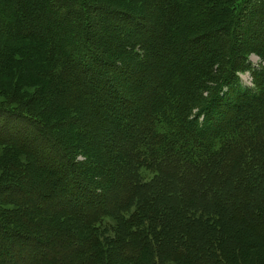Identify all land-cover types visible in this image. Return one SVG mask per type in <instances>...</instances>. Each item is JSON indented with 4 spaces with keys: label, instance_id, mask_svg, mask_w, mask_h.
Here are the masks:
<instances>
[{
    "label": "trees",
    "instance_id": "trees-1",
    "mask_svg": "<svg viewBox=\"0 0 264 264\" xmlns=\"http://www.w3.org/2000/svg\"><path fill=\"white\" fill-rule=\"evenodd\" d=\"M104 1L99 5L112 0ZM113 1L128 3L122 6L129 12L143 13L139 21L128 13H102L113 23L125 22L128 28L140 30L139 38L123 44L107 39L98 42L97 36H88L84 31L88 24L81 26L80 22V14L86 15L87 0H0V64L9 69L16 57L13 51L20 45L34 48L37 58L31 63L46 80L44 95L52 97L48 102L66 106L62 112L71 117L88 119V127L68 134V141L76 142L75 147L87 155L96 143L102 146L88 171L109 183L104 194L96 193L101 199L97 207L87 200L83 209L52 202V193L64 189L67 181L64 165L59 171L61 184H53L51 175L58 166L48 164V168L41 161L34 132L19 142L0 139L4 147L0 149L2 178L10 177L27 188L16 204L4 203L22 206V212L0 206V217L6 223H22L26 231L45 240L40 245L45 258L39 261L40 254L33 252L35 239L28 245L25 239L16 240L23 241L16 255L11 242L15 236L6 232L15 264H153V258L159 257L174 264H243L242 252L264 251V69L255 72L246 65L251 53L264 59V45L254 44L246 55L239 46L234 54L233 46L248 14L264 18L260 13L264 0ZM79 5L84 10L76 15L73 11ZM42 11L52 12L56 21ZM141 17L151 28H159L158 33L147 35ZM63 19L70 23L62 24ZM259 27L264 32L261 23L255 36H259ZM93 46L108 50L125 64L138 61V73L126 70L123 74L134 77L131 95L122 98L116 93L115 97L102 70L92 71L95 81H91L102 84L104 91L85 82L74 62L80 59L79 53L93 68ZM157 52L166 62L155 59ZM98 66H103L100 61ZM109 67L108 75L113 78V70L118 68ZM149 68L156 83L146 78ZM243 72L250 74L253 84L246 90L236 79ZM10 92L11 98L16 97L17 91ZM106 95L116 101V110H125L123 118L111 119L100 112L99 103ZM232 98L242 99L246 106L238 109L234 100L229 101ZM135 104L141 108L135 109ZM232 106L237 110L226 114ZM220 117L224 119L218 122ZM109 127L115 139L111 144L101 142L110 135ZM36 136L41 139L40 131ZM104 218L116 220L111 238L100 236ZM55 221H63V225H55ZM212 238L220 245L221 257L211 248ZM22 248L35 261L20 259Z\"/></svg>",
    "mask_w": 264,
    "mask_h": 264
},
{
    "label": "rangeland",
    "instance_id": "rangeland-1",
    "mask_svg": "<svg viewBox=\"0 0 264 264\" xmlns=\"http://www.w3.org/2000/svg\"><path fill=\"white\" fill-rule=\"evenodd\" d=\"M99 2L104 3L106 1L87 0L86 3L89 4L88 6H90L89 7L90 9L88 8V6L86 8L84 5V8L86 9L85 10L86 15L84 14L82 15L79 13V10L81 9L84 10V8L80 7V5H79L80 8L79 7L78 9L74 8L73 11L74 14L81 15L80 18L81 26H83L82 25L83 23H85V25L88 24L84 30L88 36H92L93 38L97 36L99 38L98 42L102 41L103 39H107L116 43H119V41H121L123 44H125L130 39L134 40L136 38H139L140 35L138 31L140 30L135 28L132 29L128 28L125 25L127 24L125 22L123 23L121 21L120 22L116 21L117 24L113 23V21H111L109 18H105V16L102 13L105 11L128 13L134 15L135 20L139 21L140 19L138 18L140 17L139 15L141 16L143 15L142 12H140L139 10H137L136 14L134 12H129L128 10H126L127 8L122 6V4L123 5L124 4L129 5V4L123 1L117 2L112 0L111 2H109L110 4H105L104 6L99 5ZM42 13L43 15L46 16L48 14L52 15L53 19L56 21L52 12H49L47 14L45 11H42ZM260 13L263 14L264 9H261ZM250 15L251 14H248L245 20L241 22V24L239 25L240 31L237 36L235 35V42L233 46L234 54L236 47L238 46H239L238 49L239 50L241 49L244 52L242 55H246L248 54L245 53L246 50H250L251 47L254 46V44L262 43L264 45L263 43L264 32H262L261 27H259V32H258L259 36H255V33H257L256 27H258L259 24L264 23V18L258 17L256 13L255 14L253 13V15L251 16ZM144 17H141L142 21L140 22L142 25H144V29H145L144 31L147 32L146 34L151 35L158 33L156 31H159V28H151L150 23L143 21ZM62 22H63L62 24L64 23L69 24L70 20L63 19ZM81 26L79 28H81ZM78 31H80V29ZM167 38L171 39L170 35ZM92 50L95 56V58L93 59L94 62L93 68H91V66L87 62L83 61V58L79 53L78 56L80 59L75 60L74 58L75 62L73 61L75 63L74 66L76 67V69L79 70L85 82L95 90H99L98 86H100L101 89L103 90L102 84L98 85L97 81L96 82L91 81L94 80L95 78V75H93L92 71L102 70V72H105L107 74L109 86L111 87L113 94H115V97H117L116 93H118V95H122V98H124L123 96L131 95L132 93L131 91L133 90V84H134V81H132V79L134 77L133 75L123 76V74L124 71L126 70L127 71L129 70L133 73H138V67L136 68V65H138V61L132 59L126 61L127 64H125L124 61H122L121 59H120L121 61H118L119 58L114 59L113 56H111L108 53V50H101L99 48L96 49L95 46H93ZM13 52L16 55V57L13 58L14 62L10 65L9 69H6L3 66V64H0V139H6L11 142H19L22 138L29 137L30 134L34 132L35 140L40 144L38 150L42 155L41 161L47 165L51 164V166L53 167L58 166L56 172L54 171L52 175L49 174L51 175V180L53 184L57 183L59 185L61 184V180H63V178H59L60 177L59 171L61 165H64V168H66V172H67L66 174L68 175L65 177L67 181L66 184L64 183L63 185L64 189L60 188L59 191L57 190L52 193L53 196L50 197L53 199L52 202L54 201L61 203L66 202L67 206L73 209H78V208H82L83 202L87 200L91 204L92 203L94 204L96 202L97 204L95 207H97L99 205L98 201L101 200L97 196V194L98 195L104 194V190H106L109 183L101 181L98 176L90 175L88 168L89 165L92 163V159L96 158L95 155L97 154L101 155L103 148L102 146L100 147L95 142V140L89 138V142L96 143L95 144L96 146L89 153V155H87L86 152L83 151L81 147H75L76 142H71L68 141L67 139L69 138L68 134H70L71 136V134L74 135L76 131L83 129L84 127L87 128L88 125L86 123L88 122V119L86 120L85 116H82L81 118L80 116L71 117L70 114L62 112L66 106H62L60 108L58 103L55 105L53 102L50 101L48 102V100L52 99V97L49 98L46 95H44V92H46V87H45L47 84L46 80L38 76L39 74H37L34 71V65H32L31 63V60L34 61L37 58L36 52L34 48H32V46L20 45L19 49ZM129 57L132 58V55L130 54ZM97 59L102 63L103 66L101 67L98 66L99 61L97 62ZM155 59L159 63L164 61L166 62L165 58L158 52ZM110 64L115 65L116 68H118V70H113V72L117 75V78H114L115 74L113 78L111 75H108L109 73L107 71L112 70L109 67L111 66ZM119 64L125 65V68L124 67L120 68ZM141 64L142 66H144L145 65L144 61ZM247 64L250 65L251 69H253L255 72H261L262 69H264V59H261L258 55L254 53H251L250 55L247 56L246 65ZM147 74L148 76L146 78L149 79L148 80L149 83H156L154 80L150 78V76H153V72L151 68L146 69V75ZM236 79L240 88H244L246 90L248 88L253 87L251 76L248 72L238 73L236 75ZM109 86L106 87L107 91H110ZM115 89H117L119 92L115 91ZM11 90H14V92L17 91L16 97L13 98L10 97ZM89 100L95 101V98L91 97L89 98ZM102 100L103 102L99 103L101 113H103L104 115H106L108 118L111 119L113 118L121 119V117L122 118L124 117L122 113L125 110H121V111L116 110V108H114L113 106L116 104V101H113L112 97L106 95V97H102ZM233 100L235 102V106L236 105L238 106V109L239 108L243 109L246 106L245 104L246 102L243 101L242 99H236L237 100L236 101L234 98H232L229 101L231 102ZM251 103L254 105V107L259 106L257 105L258 104L257 102L255 103L251 102ZM133 106L134 105H132L131 109L133 108ZM235 106L226 109L225 113L227 114L234 111L236 109L234 108ZM140 108L141 107L138 104H135V109H140ZM2 112H6L7 114L4 115ZM12 115L14 116L15 119L14 118L8 119L6 117ZM257 115L259 114L257 113ZM259 116H256V118ZM19 118H24L26 121L30 122V124L31 122L33 124L29 125L27 123H19L18 120ZM69 118H72V120L75 119V121L71 122L69 121ZM77 118L81 119V121L79 122ZM222 118L224 119V117H220V119H217V121L219 122L220 120H222ZM100 129H101L100 127H97V130ZM37 131H40L41 139L37 138L36 136ZM113 133H114L113 129L110 128V135L106 134L104 139L101 138V142L103 143L106 142L111 144L113 141H115ZM122 133L124 135L127 134L125 128H123ZM124 138H126V136ZM2 146L3 145L0 144V149L4 148ZM36 146L37 145H34V147ZM21 160L26 161V158H22ZM47 167L49 168L50 166L48 165ZM85 168H86V173L83 172V169ZM141 176L147 177V175L143 173L141 174ZM37 180L38 179L36 178L33 179L34 182H38ZM70 183L71 184L74 183V185L70 186ZM75 184L77 186H75ZM26 190L27 188H24L20 183L13 180L12 178L6 176L5 178H2L0 173V206H3V208L7 210L12 209L17 211L18 213L22 212V206L16 208L15 206H8L5 205L4 203L12 202L16 204L21 194L27 193ZM226 192L230 193V190H227ZM38 201L39 204H41V201L39 199H36L37 204ZM74 220L76 219L74 218L73 221ZM115 221L116 220L110 218L101 219L102 225L99 231L100 236L103 235L108 238H111L113 236V226L115 225L114 223ZM55 222H56L55 225H57V223L59 225H63V221H55ZM0 226L3 227V228L0 227L1 230L4 229L3 232H0V256L2 254H5V256L8 257V258H4V257L2 258L1 256L0 264H9V263L15 264V257L18 254V249H21L19 245L21 244V242L23 243L24 239L26 240L27 245L30 243V239H35L37 243H34L36 245L33 248V252L35 251L36 254L38 255L40 254L38 257L39 261L45 258L44 255L42 254L43 247L40 246L45 244V240L43 237H40L39 235L36 234H31L30 231H26L24 227H22V223L20 222L15 223V221H11V223L10 222L6 223L1 217H0ZM80 228L81 227L77 229ZM9 230L12 231V234L15 236V239H11L13 240L11 242L13 246L17 248V250L14 249V251H17L15 253L16 255H14V252L13 253L11 252L12 249L10 248V240L8 239L9 237L8 236H5L6 238L4 237V234ZM19 238H21V240L23 241L21 242L16 241ZM210 241H213L211 243V248L215 249V255L220 254L219 256L221 257L222 255L220 253V245L219 243L216 242V238H212ZM217 245H219V247ZM22 249H24V252L20 256V259L23 258L24 261L29 260L30 262L35 261L33 260V258L32 260H30L31 255L30 257H27L26 253L29 254V252L26 250V248H22ZM209 253H211L210 249H209ZM11 256L12 259L9 258ZM240 258L242 259L243 264L248 262H252V264H262L264 263V251L255 249L248 252V250H246L241 253ZM213 259L215 258L211 257L210 261L216 263L215 260L213 261ZM120 262L122 261L120 260ZM153 264H174V263L166 262L164 259L159 257L158 260L157 259L155 260L153 258Z\"/></svg>",
    "mask_w": 264,
    "mask_h": 264
}]
</instances>
